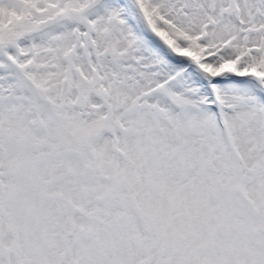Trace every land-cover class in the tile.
Instances as JSON below:
<instances>
[{
  "label": "snow or ice",
  "instance_id": "obj_1",
  "mask_svg": "<svg viewBox=\"0 0 264 264\" xmlns=\"http://www.w3.org/2000/svg\"><path fill=\"white\" fill-rule=\"evenodd\" d=\"M0 264H264V0H0Z\"/></svg>",
  "mask_w": 264,
  "mask_h": 264
}]
</instances>
